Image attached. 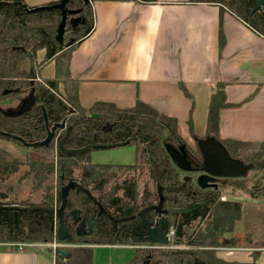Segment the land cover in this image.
I'll return each instance as SVG.
<instances>
[{
  "label": "trees",
  "instance_id": "1",
  "mask_svg": "<svg viewBox=\"0 0 264 264\" xmlns=\"http://www.w3.org/2000/svg\"><path fill=\"white\" fill-rule=\"evenodd\" d=\"M189 1L218 4L221 10H230L253 30L264 35V3L253 12L256 0ZM31 7L24 0H0V139L15 145L14 151L0 145V187L4 185V189L0 190V204L56 208L61 202V187L71 180L89 189L103 207L116 216L133 215L141 207L134 201L126 208L110 209L106 205L111 190L107 169L141 167L148 170L146 201L149 204L156 196V180L161 185L172 184L170 178L174 165L165 144H183L194 159L201 163L200 145L196 141L195 148H189L178 131L177 118L140 99L130 107H119L106 101H97L88 108L82 106L78 98V81L69 75L68 59L74 44L93 27L90 2L66 1L67 8L80 9V21L74 27L71 23L65 26L62 43L56 40L57 26L61 20L59 9L28 11ZM66 36L68 41L64 42ZM42 48L45 54L41 60H37V51ZM51 60L55 66L54 76L42 78L41 70ZM60 83L63 90L60 89ZM181 88L190 97L186 89L183 86ZM30 94L34 97L32 106L16 114L23 99ZM239 104L241 102L228 101L225 84L217 82L209 98L205 133L200 137L195 132L191 113L187 119L188 133L194 139H219L220 112ZM42 108L46 111L49 125L64 120L66 126L70 127L63 141L64 147L85 146L93 136L96 141L104 143L130 140L137 146L134 163H94L90 160L88 150L69 157L61 155L57 145L65 129L60 128L55 130L48 146L25 145L24 142L34 143L46 136ZM108 124L109 130L104 131L103 128ZM219 140L232 158L251 164L250 170L256 177L251 185L247 184V176L230 178L225 186L232 184L236 189L245 190L251 198H264V141ZM21 148L25 150L21 151ZM24 185H27L28 191L22 196L20 188ZM191 189L192 186L187 183L184 189L176 193L164 191L166 208H186L201 203L200 207L190 212L174 213L168 217L173 232L165 247H171L156 249L135 246L130 264H191L193 254L175 252L180 248L196 250L194 264H254L257 250L251 252L250 262L228 261L216 254L218 248L252 246L251 233L234 229V222L241 216V201L231 198L222 200L220 192L216 195L215 191H197L196 197L191 198L187 195V190ZM131 198L135 199L134 196ZM72 209H79L85 218H92L96 206L79 188L69 191L64 222L70 226L71 233L73 229L69 211ZM98 223V228L90 235L73 234L71 241L64 240L72 245L59 248L68 253H55L54 264H92L94 244H135L128 236L119 233V227L115 232L105 215L99 217ZM130 223L132 228L136 225L134 220ZM55 225L54 210L0 208V241L3 242L49 244L55 240ZM262 246L264 241L256 243V247Z\"/></svg>",
  "mask_w": 264,
  "mask_h": 264
},
{
  "label": "crops",
  "instance_id": "2",
  "mask_svg": "<svg viewBox=\"0 0 264 264\" xmlns=\"http://www.w3.org/2000/svg\"><path fill=\"white\" fill-rule=\"evenodd\" d=\"M24 1L35 7L59 0ZM88 1L93 27L74 44L68 59L69 75L78 81L82 106L88 108L97 101H106L130 107L140 99L176 117L178 127L180 123L187 124L191 113L194 125L197 105L207 110L215 84L223 82L227 100L241 104L220 112L219 139L264 141V35L214 3ZM49 63L53 66L52 74L42 77L40 73L42 78L54 76V62ZM59 86L63 90L62 83ZM261 207L264 209V205L255 208L261 211ZM245 218L242 204L241 216L234 222L235 230L249 231L243 223L239 229L235 227L236 222ZM253 220L249 221L255 223ZM250 229L252 246L218 248L217 256L250 262L251 252L257 250L254 264H264V246L254 244L255 240H264L253 231V226ZM54 241L60 240L55 237ZM21 244L22 249H18L16 243L0 241V264H54L57 252L49 244Z\"/></svg>",
  "mask_w": 264,
  "mask_h": 264
},
{
  "label": "water",
  "instance_id": "3",
  "mask_svg": "<svg viewBox=\"0 0 264 264\" xmlns=\"http://www.w3.org/2000/svg\"><path fill=\"white\" fill-rule=\"evenodd\" d=\"M66 1L67 0H59L58 2L52 3V4H45V5H39L35 7H31L28 9V11H36L40 9H51V8H57L59 9L61 13V20L57 26V34H56V40L59 43L63 42V36L65 32V26L67 23V17L68 15H75L78 14L80 9H69L66 7ZM88 1V0H85ZM264 3V0H256V3L252 9V11L258 10L261 5ZM80 17L76 16L72 18L71 25L74 27L78 23ZM71 42V41H70ZM69 42V43H70ZM34 102V97L33 95H28L26 98L23 99L22 104L19 106L17 111H15L16 114H20L26 110H28ZM7 114H11V112H8ZM42 116L44 119V123L46 126V136L44 139L40 141H36L34 143H27L24 142L25 145L27 146H48L52 138L54 137L55 130L57 128L60 129H66L65 134L61 137V139L58 142V150L60 151L61 155L65 156H73L78 153L84 152L86 150H89L95 146L101 145V146H111L110 143H95L94 142V137H92L91 142L85 146L79 147V148H66L63 146V141L68 135V132L70 130V127L66 126L65 121L62 120L61 122H55L52 125L48 124V118L46 115V111L44 108H42ZM110 125L108 124L105 126L103 129L108 130ZM198 144L200 145L202 157H203V165L199 170H202L209 176H215V177H224V178H242L245 177L248 173V170L250 169L251 164H245L239 159L232 158L228 151L225 149V147L222 145V143L216 139L215 137H207L203 140L199 139ZM165 148L167 150V153L172 161V163L179 168L180 170L183 171H189V170H197V169H192L190 166L189 162L186 159V154L185 151L183 150V146L180 147H175L171 144H165ZM208 176V177H209ZM201 177H198V184L201 187H205L206 184L201 181ZM210 178V177H209ZM212 180V179H211ZM73 188H79L81 189L88 197H94L92 196L91 192L89 189L83 187L76 181H68L65 185H63L60 189V195H61V202L58 207L54 206H45V205H15V204H0V208H17V209H26V210H34V209H42V210H54L55 212V217H56V226L54 227L55 231V237L57 240L63 241V240H72V234L69 233L68 231V226L64 222V210L66 206V199L68 196V193L71 189ZM167 189H177L180 187H173V186H167ZM159 194H160V202L157 206H147L143 208L138 215L141 217L143 226L146 228V234H147V241L152 244H168L169 238L167 237L166 231H158L157 228H152L150 226V222L146 219L144 216V212L148 210L149 208L152 207H159V205L162 202V192L159 189ZM200 206V204H195L187 208H171L169 210L170 213H186L194 210ZM99 212L98 216L100 213L103 211L102 207L99 204ZM79 212V209H72L70 210V215L73 219L74 222H77L79 220V217L77 216ZM97 217L92 221V223L88 226L87 230H82L84 226V220L81 219L80 222L77 225L76 228V235L77 236H82V235H89L92 232V227L94 223L96 222ZM124 219V218H122ZM121 220V219H117ZM51 250V249H50ZM55 252H60V253H68L67 251H63L62 249H56ZM175 252H191L193 254V260L191 264H194L195 260V255H196V250L195 249H187V248H180L175 250Z\"/></svg>",
  "mask_w": 264,
  "mask_h": 264
},
{
  "label": "flooded vegetation",
  "instance_id": "4",
  "mask_svg": "<svg viewBox=\"0 0 264 264\" xmlns=\"http://www.w3.org/2000/svg\"><path fill=\"white\" fill-rule=\"evenodd\" d=\"M76 16H79V14L68 15L66 25L68 23H71L72 18L76 17ZM79 21H80V19H79ZM90 142H91V140H90ZM94 142L95 143H104V142L96 141L95 137H94ZM131 143L134 144V146H135V156H134V159L131 163H108V164H115V165L131 164L132 165L135 161V157L137 154V146L135 143H133L130 140H126L123 142L110 143L111 146H101V145L95 146V147L88 150L89 156H90V152L92 150H95V149H105V148H109V147L122 146V145H126V144H131ZM173 146H175V145H173ZM180 146H183V150L185 151V154H186V159L189 162L192 169H197V170L183 171V170H180L179 168H177L173 164L174 168H173L171 178H170V181L172 184L171 185H161L158 182V180H156V185H155L156 196H154L153 202L149 203V204L147 203L148 201H146L147 200L146 199V186L148 183V170H145L141 167H135V168L115 167V168L107 169V172L110 174L109 180L111 182V184H110L111 190H110V195L109 196L107 195L108 200H107L106 205H109L108 207H110V209H112L111 207H125L126 208L131 204L132 201H134V202H136V205L141 206V207H139L140 209L138 208V210H136V212L133 215L118 217L115 214L111 213V210L108 211L106 208H104L103 205L97 200V198L94 195H92L94 197V199H92V197H89V198L91 199V201L96 206V210L94 211V216L92 218H85L79 210V212L77 214V216L79 217V220L77 222H74L70 213H69V215L71 217V224H72V229H73L72 233L69 230L70 226L69 225H67V226H68L69 233L72 234V237H73V234L76 235L75 234L76 228H77V225L81 219L84 220V226H83L82 230H87L88 226L97 217L96 222L94 223V225L92 227V232H93L98 228L99 217L101 215H105L107 217V219H110L112 229L116 232L117 227H119V233L122 236H128V238L133 243H135L133 245H137L138 243L142 244V245H146L147 247L157 245V244L149 243L146 240L147 239L146 228L143 226L142 219L138 215V213L143 208H145L147 206H150V205L157 206L159 204V202H160L159 189H160V191L162 192L161 204L159 205V207H155V208L152 207V208H149L148 210H146L144 212V216L146 217L148 222H150V226L152 228H157L158 231H166L167 237L170 240V235L172 234L173 231L171 228L170 219L168 217L172 216L173 213L169 212V210L171 208L165 207L164 191H171L173 193H176V192L184 189L186 184L189 183L192 186V189L187 190V195H189L191 198L196 197L197 191L198 192L215 191V194L218 195L220 190L225 186L228 179H230V178H224V177L209 176L208 174H206L202 170H199L201 168V166L203 165V160L201 163L197 162L194 159V157L188 152V150H186V148L183 144L175 146V147L178 148ZM145 150H146L145 153L147 154V147ZM202 159H203V157H202ZM90 160H91V157H90ZM199 176H202L201 181H203L206 184L205 187H201L198 184V177ZM167 186L180 187V188L170 190V189L166 188ZM129 187L131 188V190L128 191ZM82 193H84V192L82 191ZM125 194H126V196H125ZM131 196H134L135 199L132 200ZM99 204L102 207L103 211L98 216V212L100 210ZM195 204H200V206H201L200 202L195 203ZM200 206H198V207H200ZM174 208H181V207H174ZM148 212H150V214L147 216L146 214ZM122 218H124V219H122ZM117 219H121V220H117ZM132 220L136 221V225L133 228L131 227V223H130ZM122 222H124V225H121ZM82 236H88V235H82Z\"/></svg>",
  "mask_w": 264,
  "mask_h": 264
},
{
  "label": "rangeland",
  "instance_id": "5",
  "mask_svg": "<svg viewBox=\"0 0 264 264\" xmlns=\"http://www.w3.org/2000/svg\"><path fill=\"white\" fill-rule=\"evenodd\" d=\"M68 41V36H66V39H64V42ZM70 41V40H69ZM45 54V49H39L37 51V58L43 57ZM53 66L52 64H47L41 72L42 77H47L52 74ZM61 89V88H60ZM207 114V110H202L201 105H197V111L195 110V118H194V129L195 132L202 137V133H205V117ZM178 131L181 135L184 137V142L187 144V146L191 149L195 148L196 142L200 138H192L189 133H187V124L186 123H180L178 127ZM202 134V135H201ZM0 145L5 146L8 150L14 151V146L11 142L8 140H1L0 139ZM21 151H24L25 149L21 148ZM135 156V146L134 144H126L122 146H114L109 147L105 149H95L90 152L91 161L94 163H131ZM247 184L251 185L256 177L254 176L253 171L249 170L247 173ZM258 177V176H257ZM16 177H14V180ZM4 189V185H1L0 190ZM21 190V192H20ZM19 190L20 195H25L28 191L27 185H24V187H21ZM220 194L224 199L231 198V199H238L241 201V203L244 206V212H246V218L245 221L241 220V222H236L235 227L236 229H239L243 223V227L246 229H249V231L246 232H252L251 227L253 226V231L256 232V234L261 235V240H264V209L261 207V211H259L257 208L258 206L264 205V198H255L256 200L252 199L245 190L243 189H236L234 188V185H226L220 190ZM222 199V198H221ZM223 200V199H222ZM251 201H256L255 203ZM258 213V214H256ZM256 216L255 220L253 218ZM249 220H253L255 223H257V227L255 223L250 222ZM171 238V235H170ZM61 244H59L60 247H69L72 244L67 241H60ZM259 243L256 242L255 243ZM50 245V243H49ZM134 246H140L139 248L147 247L146 245L137 244V245H109V244H94L92 245L93 248V259L92 264H130V260L134 255ZM165 244H157L154 246H148V247H154V248H163L165 247ZM168 248L171 247L170 245L167 246ZM165 247V248H167ZM41 249H44V247H39Z\"/></svg>",
  "mask_w": 264,
  "mask_h": 264
},
{
  "label": "built area",
  "instance_id": "6",
  "mask_svg": "<svg viewBox=\"0 0 264 264\" xmlns=\"http://www.w3.org/2000/svg\"><path fill=\"white\" fill-rule=\"evenodd\" d=\"M221 198L224 199V197H221ZM16 245L18 249H22L23 247L21 243H16ZM49 246L53 249V251H55L57 248H59V243L56 241H53L52 243H50Z\"/></svg>",
  "mask_w": 264,
  "mask_h": 264
}]
</instances>
